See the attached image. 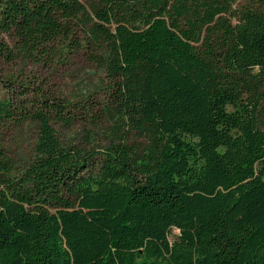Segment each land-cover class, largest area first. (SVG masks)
Wrapping results in <instances>:
<instances>
[{"label":"trees","instance_id":"obj_1","mask_svg":"<svg viewBox=\"0 0 264 264\" xmlns=\"http://www.w3.org/2000/svg\"><path fill=\"white\" fill-rule=\"evenodd\" d=\"M236 2L0 0L5 63L102 72L0 78V122L35 126L24 167L0 150V264H264V0ZM80 114L102 132L64 144Z\"/></svg>","mask_w":264,"mask_h":264},{"label":"rangeland","instance_id":"obj_2","mask_svg":"<svg viewBox=\"0 0 264 264\" xmlns=\"http://www.w3.org/2000/svg\"><path fill=\"white\" fill-rule=\"evenodd\" d=\"M80 1L87 5L93 0ZM251 2L253 0H237L236 5H246ZM101 75L102 72L88 61L83 52L62 58L50 67L24 61L7 64L0 58V78L3 80L17 79L18 82L29 83L35 88H44L55 97H69L78 92L79 94L93 95V87L98 84ZM96 99L100 102L101 95H96ZM96 111L98 112L97 109H95ZM90 119L88 115L80 114L76 116V120L70 127H66L62 123H54L53 126L64 144L87 147L85 145V130L94 129L95 126L90 125ZM129 140L130 143L142 142L139 137L133 134L130 135ZM34 141L35 126L33 124L20 127L15 122H0V150L11 159L15 168L21 169L31 161ZM177 233V230H173L169 239L172 240Z\"/></svg>","mask_w":264,"mask_h":264}]
</instances>
